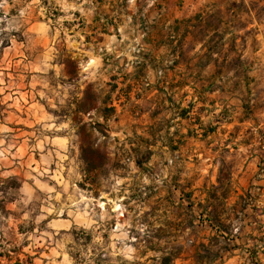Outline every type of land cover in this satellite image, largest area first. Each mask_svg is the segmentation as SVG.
<instances>
[{
  "label": "rangeland",
  "instance_id": "rangeland-1",
  "mask_svg": "<svg viewBox=\"0 0 264 264\" xmlns=\"http://www.w3.org/2000/svg\"><path fill=\"white\" fill-rule=\"evenodd\" d=\"M158 2L0 0V182L16 177L21 183L17 191L3 186L9 201L0 213V264H161L162 254L174 264L187 250L190 235L157 202L161 192L125 187L155 177L133 175L125 160L112 159L109 95L97 81L84 87L88 79L78 76L88 56H103L95 46L101 35L139 38L143 9ZM201 12L194 38H208L209 50L231 56L235 40L241 46L258 33L264 0H205ZM89 64L97 68L94 60ZM255 85L239 147L256 165L247 204L259 212L264 72ZM57 138H65L64 148Z\"/></svg>",
  "mask_w": 264,
  "mask_h": 264
},
{
  "label": "crops",
  "instance_id": "crops-1",
  "mask_svg": "<svg viewBox=\"0 0 264 264\" xmlns=\"http://www.w3.org/2000/svg\"><path fill=\"white\" fill-rule=\"evenodd\" d=\"M204 2L147 5L144 36L119 41L101 35L95 46L103 58L92 53L78 76L88 79L84 87L97 81L94 86L109 95L112 159L125 160L133 175L155 177L125 187L161 192L157 202L190 235L174 264H264V209L247 204L256 165L239 147L250 126L246 104L254 103L256 77L264 72V19L252 22L258 28L253 40L240 46L237 39L235 54L223 55L209 50L208 38L193 36ZM102 22L94 21L106 28ZM137 42L139 56L131 53ZM91 60L97 68H90ZM54 141L66 145L65 138ZM172 210L178 215H170Z\"/></svg>",
  "mask_w": 264,
  "mask_h": 264
},
{
  "label": "trees",
  "instance_id": "trees-1",
  "mask_svg": "<svg viewBox=\"0 0 264 264\" xmlns=\"http://www.w3.org/2000/svg\"><path fill=\"white\" fill-rule=\"evenodd\" d=\"M2 184L1 188H0V193H2V196L0 197V213H4V204L9 201L6 196L8 195L7 192L4 193L3 190H5V188H3L4 185H6V189L8 187V189L13 190V191H17L20 189L21 187V183L19 181L18 178L16 177H10L8 179H6L3 182H0ZM161 260V264H169L170 262V254L169 255H165L162 254V257L160 258Z\"/></svg>",
  "mask_w": 264,
  "mask_h": 264
},
{
  "label": "built area",
  "instance_id": "built-area-1",
  "mask_svg": "<svg viewBox=\"0 0 264 264\" xmlns=\"http://www.w3.org/2000/svg\"><path fill=\"white\" fill-rule=\"evenodd\" d=\"M145 30V26L144 25H139V31H140V36L139 38H142L144 35H143V31ZM138 40V37L135 38V41ZM131 53L135 56H139L141 55V48H140V45L139 43H135L134 46L132 47L131 49Z\"/></svg>",
  "mask_w": 264,
  "mask_h": 264
}]
</instances>
